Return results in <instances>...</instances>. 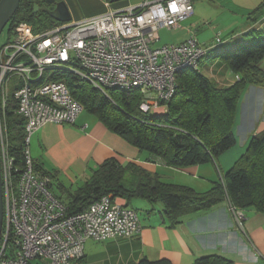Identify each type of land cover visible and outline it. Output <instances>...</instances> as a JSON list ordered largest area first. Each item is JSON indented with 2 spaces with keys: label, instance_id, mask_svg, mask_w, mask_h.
Returning <instances> with one entry per match:
<instances>
[{
  "label": "built area",
  "instance_id": "obj_1",
  "mask_svg": "<svg viewBox=\"0 0 264 264\" xmlns=\"http://www.w3.org/2000/svg\"><path fill=\"white\" fill-rule=\"evenodd\" d=\"M192 13V0H143L37 31L22 21L0 43V264H71L82 258L87 239L139 234L136 210L110 195L68 213L51 189L52 176L36 165L29 144L41 126L72 124L83 111L60 77L65 73L104 94L113 88L136 89L141 110L163 113L176 91L178 73L198 71L209 47L194 36L178 44H154L160 28H178ZM10 103L22 120L19 151H13L10 141L5 111ZM233 212L239 222L242 212Z\"/></svg>",
  "mask_w": 264,
  "mask_h": 264
},
{
  "label": "crops",
  "instance_id": "obj_2",
  "mask_svg": "<svg viewBox=\"0 0 264 264\" xmlns=\"http://www.w3.org/2000/svg\"><path fill=\"white\" fill-rule=\"evenodd\" d=\"M64 1L71 20L76 21L108 9L138 5L143 0ZM192 4L189 21L184 27H178H182V36L172 43L178 44L194 36L201 46L209 47L198 71L218 88L229 87L237 81L238 74L219 55L253 41H264V0H192ZM217 37L221 42H216ZM259 66L264 70V58ZM263 129L264 87L247 84L235 108L232 128L235 143L213 161L182 168L166 166L157 159L148 161L144 152L86 110L72 124L41 126L33 133L29 147L36 165L51 173L52 182L57 183V195L62 200L86 180L92 169L109 158L121 164L136 163L156 172L164 182L203 192L234 164L251 137ZM115 200L132 208L134 201L144 209L139 219V234L103 241L87 239L82 258L71 264H137L141 258H165L171 264H191L196 258L211 254L221 255L232 264H264V213L251 207L241 209L243 217L238 222L225 200L208 209L185 213L171 225L158 204L151 206L137 197L129 200L115 197Z\"/></svg>",
  "mask_w": 264,
  "mask_h": 264
},
{
  "label": "trees",
  "instance_id": "obj_3",
  "mask_svg": "<svg viewBox=\"0 0 264 264\" xmlns=\"http://www.w3.org/2000/svg\"><path fill=\"white\" fill-rule=\"evenodd\" d=\"M42 0H20L16 11L5 26L9 33L19 22H27L34 30L58 22L49 17ZM39 10L33 12V5ZM226 65L240 77L226 88L194 69L177 75V88L165 112L154 114L140 109V93L136 89L92 87L77 76L60 75L71 96L83 110L95 115L108 129L146 154V160H160L166 166L182 168L213 161L232 147L236 104L247 84L264 87V41H253L234 51L220 55ZM13 151L21 149L22 120L10 103L6 109ZM103 195L112 198H142L151 206L160 205L171 225L185 213L208 209L222 201L236 209L251 207L264 213V129L254 134L245 151L210 188L198 192L186 185L164 182L156 172L133 163H119L109 158L92 169L86 180L67 193L62 200L68 213L87 208ZM60 198V197H59ZM137 264H171L168 259L141 258ZM191 264H232L218 254L200 256Z\"/></svg>",
  "mask_w": 264,
  "mask_h": 264
},
{
  "label": "water",
  "instance_id": "obj_4",
  "mask_svg": "<svg viewBox=\"0 0 264 264\" xmlns=\"http://www.w3.org/2000/svg\"><path fill=\"white\" fill-rule=\"evenodd\" d=\"M20 0H0V34L16 11ZM48 6L45 13L57 22L71 21V14L64 0H43ZM111 2L114 0H110ZM39 10L38 4L33 5V12ZM3 224V194L0 170V241Z\"/></svg>",
  "mask_w": 264,
  "mask_h": 264
},
{
  "label": "rangeland",
  "instance_id": "obj_5",
  "mask_svg": "<svg viewBox=\"0 0 264 264\" xmlns=\"http://www.w3.org/2000/svg\"><path fill=\"white\" fill-rule=\"evenodd\" d=\"M188 21H189L188 19L182 21L181 22L182 27H184V24H186ZM182 27L181 28H175V29L174 28H169V29L168 28H160L159 31H158L160 39H159V41L157 43L154 44V46H160V45L167 44V43L177 42L179 40V38L182 36ZM10 36L11 35L5 29H3L1 34H0V43L2 41H6ZM213 51L215 52L216 50L214 49ZM49 174L51 175V173H49ZM219 179H220V176L218 177V180ZM218 180H216V181H218ZM51 189L56 195L58 194V188H57V183L56 182H52ZM135 200L137 201V199H135ZM131 205L135 208V210H136V212H137V214L139 216V219L141 220L142 216H143L144 209L141 206H139L137 203H135L134 201L131 203ZM230 207H231L232 210L234 209L233 206L230 205ZM239 210L242 212L241 209H239ZM242 215H243V212H242ZM33 262H35V261H33Z\"/></svg>",
  "mask_w": 264,
  "mask_h": 264
},
{
  "label": "flooded vegetation",
  "instance_id": "obj_6",
  "mask_svg": "<svg viewBox=\"0 0 264 264\" xmlns=\"http://www.w3.org/2000/svg\"><path fill=\"white\" fill-rule=\"evenodd\" d=\"M43 1V0H42ZM44 3V2H43Z\"/></svg>",
  "mask_w": 264,
  "mask_h": 264
}]
</instances>
